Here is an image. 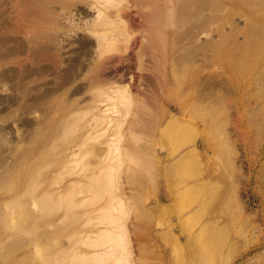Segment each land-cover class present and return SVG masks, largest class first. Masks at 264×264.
<instances>
[{
  "label": "rangeland",
  "instance_id": "1",
  "mask_svg": "<svg viewBox=\"0 0 264 264\" xmlns=\"http://www.w3.org/2000/svg\"><path fill=\"white\" fill-rule=\"evenodd\" d=\"M104 3L127 32L118 19L117 41L48 97L50 116L0 103V264H112L116 232L131 264H264V0ZM91 6L63 7L62 21L93 22ZM24 13L21 38L40 28ZM76 48L68 36L60 56ZM116 86L131 98L105 100Z\"/></svg>",
  "mask_w": 264,
  "mask_h": 264
},
{
  "label": "bare ground",
  "instance_id": "2",
  "mask_svg": "<svg viewBox=\"0 0 264 264\" xmlns=\"http://www.w3.org/2000/svg\"><path fill=\"white\" fill-rule=\"evenodd\" d=\"M92 1L93 2H91V1L88 2L86 0H0V67H1V69H0V82L4 83L3 87L8 84V87L12 90V91L10 90L11 91L10 95H7V96L1 95L0 96V103L1 104L3 103V105H5V107L3 108L4 110L5 109L7 110V108L10 109L16 105L15 108L19 109V111L25 115L26 112L28 114V112H30V111L33 112V110H35V109L39 110V108L41 107L42 109L44 108V112H43L44 113V119L43 120H45V118L50 116V109L48 110L47 106L45 104L47 102V100L49 99L48 97L52 93H54L56 90L63 88L66 85H69L73 80H75L81 74L86 73L91 68V66L93 67L92 63L97 62L98 58L100 56H102V54L104 53L103 45L109 43L108 41H110V43L117 41L118 38L115 39V37H119L121 35L120 34L121 27L123 28V26H124V29H123V31H121V33L125 34L127 32L126 28H125V21L122 19L121 13H120V15H121L120 19L122 20V22H121L122 25L123 24L124 25L123 26L121 25V27H120L118 24L120 22L119 21L120 19L118 16L120 11H118V13L114 14V13L110 12L108 9L104 8V5H103V4H105L104 2L111 1V0H92ZM79 2H85L90 7H92L91 5H94L93 7H95V8L98 7V8H96L98 10L97 11L98 15H94L96 17L93 16L95 18V19L93 18L94 19L93 22H91V20H89L86 23L81 24V23L75 21L74 18H73L74 19L73 20L72 16H71V18L68 17V20H66L67 22L62 21V16L65 14V13L63 14L61 12L63 7H68V8H72L74 6L76 7L79 5ZM198 2H199V0H198ZM108 8H109V6H108ZM77 10H79V9H77ZM24 11H26L28 13H32V16L30 18H28V20L29 21L35 20V22L40 23V28L38 29V27L35 25L36 23L33 21L35 23L33 25H35V26L32 28L30 26L29 29H27L28 30L27 32L30 31V33L31 32H33V33H31L30 35H27L26 37L21 38V37L17 36V33L23 31L22 30L23 23H26V22L20 21L22 14H25ZM82 12H86V14H88L87 12H89V11L86 8H83L81 13ZM78 13H80V12H78ZM65 15H67V13ZM23 20H25V19H23ZM19 21L22 22L21 25H20ZM65 27H68V28L64 29ZM84 27H85V29L87 28V30H88L87 32L89 35H87V36L86 35H80L78 33V30H79L78 28L83 29ZM26 28H28V27H26ZM124 30L126 32H124ZM127 30H128V28H127ZM114 31L115 32L118 31L119 36H117V34H113L112 32H114ZM89 32L92 33V35L94 34L93 36H95L96 38L91 37V34ZM110 32H111L112 36H111V34H109ZM73 33H75V34H73ZM108 35H110L111 37ZM68 36H71L73 38V40L76 42L77 48L74 50V52H72L71 56L69 55L68 59H66V58H62L60 56L62 54L60 50L62 48L63 43L65 42V38H68ZM108 38H110V39H108ZM112 39H115V41H111ZM71 45H72V41H71ZM70 48H72V46ZM90 56H93V57L91 58ZM89 57L91 59H89V62H88ZM46 60L47 61L50 60L51 64H45L44 61H46ZM10 61L17 64V66L16 67H9V66L3 67V65L6 64V62L9 63ZM109 61L110 60H106V62H109ZM102 62H104V61H101L100 64H98V63L97 64L99 66H102L103 68H105L104 66H107L105 64L106 62L105 63H102ZM63 63H64V66H62ZM109 63H111V62H109ZM97 64L95 65L96 68L94 67V70H92L91 72H95V71L101 72L102 71L101 67H100L101 69L96 70L98 68ZM101 64H105V65H101ZM105 72H107V71H105ZM46 73H48V74L53 73L54 74V81L51 82V84L53 83L52 86H49L48 88L45 87L46 89H41V88H43V86H42L40 88L41 90L39 89L40 91L36 90V88H35V90H31V88H29L30 89L29 90L26 87V84L29 81L37 80L38 78H42L45 76ZM95 73H97V72H95ZM103 73L104 72H102V74ZM97 74H99V73H97ZM107 74H109V73L107 72ZM90 75H92V77H91L92 79L91 78H89V79L93 80V77H95L94 74H90ZM103 75L106 76V73H104ZM103 75H102V77H105ZM102 77L100 78V80L103 79ZM109 78H111V77H109ZM112 78H114V76ZM118 78H119V76L117 77V79ZM104 79L108 80V77L106 76V78H104ZM91 80H90V83L95 82V81H91ZM98 80L99 79H97L96 81H98ZM111 81H112V83H111V85H112L114 82H113V80H111ZM32 82H35V81H32ZM107 82L110 83L109 81H107ZM41 83H43V82H41ZM46 83H48V82H46ZM86 83L88 84L89 82H86ZM29 84H30V82H29ZM91 84H94V83H91ZM103 84H105V83H103ZM84 85L85 84H83V87H82V84H81V86L75 87L73 90L74 93L80 91V89H82V88H83L81 90L82 92L86 91L88 87H86ZM111 85L109 84L108 89H113V88H110ZM35 86H36V84H35ZM38 86H40V85H38ZM113 86H114V84H113ZM126 86H118V88L116 86V90H111L112 91L111 94H114V95H112L111 97H106L107 99H105L104 96H103L104 98L100 97V99H99L100 101L97 100L99 102H96V100H95L96 105L101 102V99H105V100L111 99V101H116V100H112V99L118 98L120 103L125 101L126 99H128L127 97L131 96L130 94H127L128 91L125 90ZM85 87H86V89H84ZM101 91H103V92H102V94L100 93V95H104V94L108 95L107 91H104V90H101ZM113 91L114 92L116 91V92L114 93ZM100 95H98V96H100ZM94 97H96V99L99 98L97 96H94ZM105 100H103V102H101V103H104ZM101 103H100V105H101ZM112 103H114V102H112ZM112 103H110V104L112 105ZM114 104H116V103H114ZM41 105H43V106H41ZM96 105H95V107H96ZM109 106H107L106 110L110 109V108H108ZM98 107H99V105H98ZM0 109H2V108H0ZM9 109H8V111H9ZM100 109H102V108H100ZM103 110H105V109H103ZM100 111H99V113L103 112L104 114H96V119L100 115H102V116H105V114L107 115V113H106L107 111L106 112H104V111L100 112ZM117 111H118V109H117ZM1 112L3 113L2 110H1ZM6 113H7V111H6ZM12 114L14 115L15 113H12ZM12 114H9V115H12ZM3 115H5V114H3ZM40 116H42V115H40ZM107 116L106 117L109 119V121H112L114 119V118H110V115H107ZM6 117H8V116H6ZM2 119H4V118H2ZM35 119L38 120L37 118H35ZM39 119H42V118H39ZM28 120L29 119H27V118H21V124H23V126H25V125L29 126L30 121H28ZM38 123H40V122H38ZM31 124H32V122H31ZM73 125L71 127L70 126L68 127V128H72V129H69V130L65 129V130L70 132L75 127V124H73ZM97 125H101V124L97 123ZM4 128L5 127H3V126L0 127V142L1 143L3 141H5L7 138L6 133H4V131H3ZM28 128H31V127H28ZM91 128H93V127H91ZM89 130H87L86 136H88L87 133ZM67 131H65V132H67ZM65 134H68V132ZM76 146H78V145H76ZM75 148L77 149L78 147H75ZM71 153L72 154H70V155H73V153L77 154V152H73V151ZM73 156H75V155H73ZM48 198H46V199H48ZM52 202H55V201L52 200ZM49 206H50V203H49ZM53 209H54V207H53ZM112 228H114V227H112ZM108 230L111 231V229H108ZM101 233H104L103 236H105L107 234V232H101ZM98 236H99V233H98ZM103 236H101V237H103ZM114 236H116V237H114ZM113 237H114V239H113ZM113 237H112V242L113 241H116V242H113L110 245L111 247H109V248L111 249V251H108L105 248V250L108 251L109 255H107L106 251L104 252L103 249L101 250V252L99 250H96V251H99L100 253L104 252L103 255H107L109 257L113 256L114 261L112 264H131V262L128 259L130 256V253L128 252L129 251L128 247L125 246V245H127V244H125V242H126V240H124L125 237H123V234L121 235V233H117V232H116V234L113 235ZM109 248H107V249H109ZM125 249H127L128 251H124ZM99 252H97V253L99 254ZM94 256H97V255L95 254ZM94 256H92V257H94ZM99 257H101V256H99ZM94 259L96 260L99 258H94ZM85 260H86V257L83 256L82 261L84 262Z\"/></svg>",
  "mask_w": 264,
  "mask_h": 264
}]
</instances>
